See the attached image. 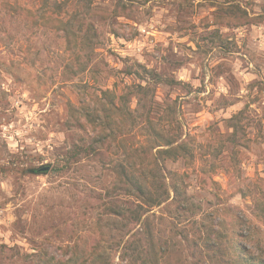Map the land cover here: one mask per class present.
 <instances>
[{
    "label": "rangeland",
    "instance_id": "1",
    "mask_svg": "<svg viewBox=\"0 0 264 264\" xmlns=\"http://www.w3.org/2000/svg\"><path fill=\"white\" fill-rule=\"evenodd\" d=\"M154 133L191 157L148 167V206L120 180ZM150 235L157 264L264 259V0H0V264Z\"/></svg>",
    "mask_w": 264,
    "mask_h": 264
},
{
    "label": "trees",
    "instance_id": "2",
    "mask_svg": "<svg viewBox=\"0 0 264 264\" xmlns=\"http://www.w3.org/2000/svg\"><path fill=\"white\" fill-rule=\"evenodd\" d=\"M152 77H156L154 74H150ZM123 101L125 102V97L122 95L119 98V102L122 104ZM111 107L113 108L114 105L111 104ZM124 109V107H123ZM123 112V110H122ZM89 111L85 114V116H89L88 121L91 125L95 124L97 120H99L97 117H94L90 115ZM107 120H105L106 122ZM105 122L100 124L98 134L96 135L93 143L97 146H102L105 142V136L102 134L101 129L104 128ZM109 122V121H108ZM156 139H160L164 142V149H158L155 154L151 157V161L148 163H140L138 164V168L135 170L131 164H127L126 167H122L121 171V185L125 188L129 189L128 193L129 195L136 196L138 199L142 201L143 204H146L148 206H152L155 202L159 200L161 197V194L151 195L147 192H145V181L147 178L146 172H149L150 169L148 167H152L154 165H157L158 159L161 161H172L176 162L177 160H183L188 161L191 157V152L189 147L187 146L186 142L180 141L179 143H174L173 141L166 139V136H164L162 133H154ZM82 150L85 154L84 156H99L100 153H98L97 149L93 144L84 145L82 147H76L73 151L76 154L77 150ZM140 172V173H135ZM150 172V176H151ZM145 176V177H143ZM170 192L173 193V201L176 203L178 208L184 207L185 204L177 198L178 190L176 188V185L170 187ZM166 194L169 197V192ZM140 217V214L137 216H134L132 214V218L135 221H138ZM148 251L145 252L149 254L148 259L141 258L140 253L137 251V247L135 244H132L131 241H122L118 243L117 247L120 249V253L118 255V260L120 262H125L126 264H157V252L155 251L154 244L151 238V235L148 238ZM235 251L237 252L236 257V264H264V259L258 256H254L252 254H248L245 252V249L241 248L239 244L236 242L234 243ZM100 251V250H99ZM76 255V254H75ZM74 255V256H75ZM74 256L69 257L67 259H51L49 261H45L44 264H107V260L104 256L101 255L96 248L92 249V254L89 259L86 260H80V262H76L74 259ZM13 257V256H12ZM76 257V256H75ZM10 259V258H8ZM13 258H11L12 260ZM139 260V261H138Z\"/></svg>",
    "mask_w": 264,
    "mask_h": 264
},
{
    "label": "water",
    "instance_id": "3",
    "mask_svg": "<svg viewBox=\"0 0 264 264\" xmlns=\"http://www.w3.org/2000/svg\"><path fill=\"white\" fill-rule=\"evenodd\" d=\"M44 170H47V168H44Z\"/></svg>",
    "mask_w": 264,
    "mask_h": 264
}]
</instances>
